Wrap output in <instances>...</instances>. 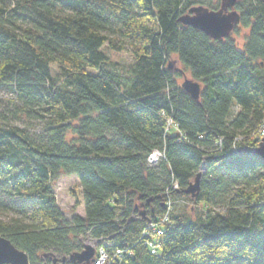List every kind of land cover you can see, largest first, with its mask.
<instances>
[{"label":"trees","instance_id":"obj_1","mask_svg":"<svg viewBox=\"0 0 264 264\" xmlns=\"http://www.w3.org/2000/svg\"><path fill=\"white\" fill-rule=\"evenodd\" d=\"M201 5L222 0H0V235L30 264L88 240L91 264L100 249L104 264H264V0L234 6L242 47L180 22ZM106 46L134 62L118 70ZM61 174L78 177L85 216L60 208Z\"/></svg>","mask_w":264,"mask_h":264},{"label":"water","instance_id":"obj_2","mask_svg":"<svg viewBox=\"0 0 264 264\" xmlns=\"http://www.w3.org/2000/svg\"><path fill=\"white\" fill-rule=\"evenodd\" d=\"M237 0H222V6L219 10H210L205 6H196L180 18L186 26H193L212 37L213 39H224L231 36L232 32L239 25L241 16L234 9ZM170 68H174V63L170 64ZM182 88L188 92L196 101L200 99L201 84L193 79H186L182 83ZM253 153L264 159V138L260 141L258 148ZM202 173H198L195 179L190 183L189 187L184 191L185 194L196 198L201 190ZM149 201H152L150 199ZM144 219L146 211H141ZM96 249L91 244H86L81 252H75L70 256L58 258L55 255L47 254L53 258V264L60 261H72L79 264H91L94 262ZM60 263V264H61ZM0 264H30L29 255L17 248L10 239L0 235Z\"/></svg>","mask_w":264,"mask_h":264},{"label":"rangeland","instance_id":"obj_3","mask_svg":"<svg viewBox=\"0 0 264 264\" xmlns=\"http://www.w3.org/2000/svg\"><path fill=\"white\" fill-rule=\"evenodd\" d=\"M235 31V30H234ZM232 32L231 37L237 41V46L242 47L245 41L246 36L249 34V30L240 28V31L236 33ZM104 51L109 57V60L112 64H117V69H123L127 66H130L134 62L133 54L128 50L123 51H114L110 49L108 46L104 48ZM172 62L174 63V67L179 70L180 77L178 83L181 85L186 79H193L191 72L187 70L183 64L179 61L177 56H173ZM57 71V69H54ZM194 80V79H193ZM8 95L4 93V91L0 90V99L7 98ZM236 109H234V112ZM21 125L24 123H20ZM41 125V123H35L37 126ZM53 190L57 202L66 215V217L71 218L73 214H79L81 216H85V205H84V197L83 190L80 184V181L76 175H67L61 174V176L56 180L53 184ZM176 204V212L178 214L183 213V211L189 210L191 208V203L185 198H177L175 200ZM221 210V209H220ZM199 209H196L192 212L193 218L199 214ZM223 211V210H221ZM87 244H91L96 247V241L88 240ZM58 263H61L58 261Z\"/></svg>","mask_w":264,"mask_h":264},{"label":"built area","instance_id":"obj_4","mask_svg":"<svg viewBox=\"0 0 264 264\" xmlns=\"http://www.w3.org/2000/svg\"><path fill=\"white\" fill-rule=\"evenodd\" d=\"M259 139L260 141L264 138V123L261 126L260 130H259ZM163 154L160 151H154V153L150 156V161L151 162H157L160 157H162ZM109 260V256L108 254L103 250L100 249L99 250V259L96 261V264H104Z\"/></svg>","mask_w":264,"mask_h":264}]
</instances>
